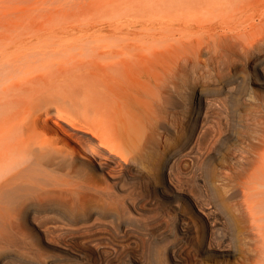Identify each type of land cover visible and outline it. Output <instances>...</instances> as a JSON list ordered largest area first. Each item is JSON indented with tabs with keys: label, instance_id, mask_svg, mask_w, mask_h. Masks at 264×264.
<instances>
[{
	"label": "bare ground",
	"instance_id": "bare-ground-1",
	"mask_svg": "<svg viewBox=\"0 0 264 264\" xmlns=\"http://www.w3.org/2000/svg\"><path fill=\"white\" fill-rule=\"evenodd\" d=\"M35 1L22 0L12 10L3 6L0 16V217L10 218L15 210L28 216L39 199L46 205L53 195L69 196L79 208L83 243L66 236L56 242L59 253H76L78 264H143L136 251L148 255L141 243L154 237L153 228L125 220L118 239L113 230L110 237L103 223L112 214L96 201L108 198L121 180L140 181L147 197L134 211L147 218L156 209L165 211L164 264H206L213 256L237 257L235 264L254 256L252 264H264V155L250 160L241 144L227 149L230 138L238 139L234 126L208 136L202 123L206 92L198 91L194 103L179 82L202 51L225 53L246 45L240 36H264V0H62L56 10L72 8L79 18L55 26L24 22L35 10L46 20L34 7L43 1ZM13 12L17 17L8 20ZM110 100L122 105L126 132L145 138L127 146L124 155L115 151L101 122L61 114L82 104L109 109ZM236 150L234 167L229 157ZM138 155L151 161V173L137 163ZM183 156L187 167L215 159L218 170L205 171L199 189L185 190ZM90 195L97 204L92 196L89 203ZM237 195L240 202L227 203ZM180 202L185 209L178 208ZM48 228L37 227V237L49 238ZM18 260L0 253V264Z\"/></svg>",
	"mask_w": 264,
	"mask_h": 264
},
{
	"label": "rangeland",
	"instance_id": "rangeland-1",
	"mask_svg": "<svg viewBox=\"0 0 264 264\" xmlns=\"http://www.w3.org/2000/svg\"><path fill=\"white\" fill-rule=\"evenodd\" d=\"M21 1L22 0H0V16H2L1 10H3V6H12L11 8L8 7L9 10H12V8H15V6L21 5ZM37 1H39V3L41 2L40 0ZM42 1L43 2L40 3L41 5L39 4V6L41 7L37 6L38 4L36 3H34L36 5H34V7H37L41 10V13L45 16L46 20L42 23V20L39 15L40 11L35 10L34 13L31 14L30 18L24 22H32L37 26L41 24L55 26L67 24L68 22H70L71 19L79 18L76 11L74 9L72 10V8H67L68 10L65 9L63 11H60V9L58 11L56 10L60 6L59 3H61L62 0H45L46 2L44 0ZM64 1L67 2L66 0H63V2ZM34 2L36 1L34 0ZM28 3L26 4L25 2L22 5H29ZM43 3H50L49 6L51 5L53 7L50 6L49 8L48 4H46V6L44 5L45 7H43ZM56 6L58 7L56 8ZM14 13L15 12L12 13L13 15H9L8 20H15L17 15ZM239 38L246 44L244 46L240 45L242 49H238L236 46L239 47V45H236L235 48H233L232 46L227 49L225 53L214 51L212 54V52H208L207 50L202 51V53H200L198 57H195V62L189 65V67L183 72V74H180L179 82L183 86V92L188 94L192 98L194 103H196L195 101H197L195 95L198 91L202 89L206 92V100H204L205 102L202 105V113L205 122L203 120L202 123H206L208 125V136H211L210 134L212 132L216 130L218 131L219 128L223 127L222 129L226 132L227 128L234 126V129H236V135H238V139L237 137L230 138L226 142L227 144L225 143L227 149L233 147L238 149L239 145L241 144L243 148L247 149V152L245 153L246 158L251 157L250 160H252L253 158L258 157L259 155H264V41H262L264 40V36L258 35L257 39L252 38L254 42H249V40L251 39L246 36H240ZM109 103L112 107L109 109H99L94 106V108L92 109L88 108V111L87 105L82 104L77 109H63L61 111V114L64 116L69 115L67 117H70L72 119L74 118L77 121L79 119L85 118V116H89V118L101 122V124L108 129L107 137L108 139H110L114 149H116L115 151H119L118 154L124 155L127 152V146L134 147L135 145H137V143L143 142L145 138L144 136H142L141 132H126L125 120L127 119V116L121 115L120 113V108L122 107V105H114V101L111 100ZM128 108H130L134 112L139 113L138 110L133 106H130ZM51 110L54 114L55 108H52ZM204 113L207 116H205ZM137 123L141 124L142 122ZM40 125L41 127L39 128V130H43L42 126H44V124L40 123ZM174 136L175 135H173V137ZM208 141L209 138L207 139V142ZM161 149L163 150V148H160V150ZM239 154L240 153L238 152V150L230 154L229 162L234 167L236 165V162L238 161V157H240ZM187 158L186 156H183V160L181 159L182 162L180 163V170L182 172L181 177L183 178V181H185L182 183V186L185 190H191V188L192 190L194 188L197 190L199 189L198 184H202L205 171H209L212 168H216L218 170V164L217 161L214 159L208 164H201V166H196L195 164L193 166L187 167L186 165L188 164L186 163L189 160ZM244 158L245 157H243V159ZM136 159H138L137 163L140 166L142 165L141 167L146 173L152 172L151 168L153 164L147 159L146 156L141 157L140 155H138ZM184 160L187 162L184 163ZM81 161L82 160H77L76 164L78 166L80 165L82 168H86L84 165L79 164ZM122 172H125L124 175H126L127 173L126 170ZM51 176L49 175L47 177L51 178ZM99 176L102 179H105L104 175ZM126 181L121 180L122 184L120 183V187L117 186L118 189L116 187L111 188V194L108 198L99 197L101 199L100 201L98 200L99 198L96 197V201L98 202V204H105V206L108 207L107 209H109L112 214L111 217L104 220L103 227H105L106 230L109 229L108 231L110 237L112 235L113 230L114 232L112 236L115 235V238L117 237L116 239H118L121 233H123V229H121L120 224L123 223L125 220H129L130 223L132 222L133 224L137 223V226H145V224H147L146 226L149 229L153 228V230H151L154 233V237L149 238L150 240L148 238L144 239L141 245H148L147 247L149 249V253L148 255L142 256V254L140 255V252L136 251V257H141V259H139L143 264H164L163 251L166 247L161 237L163 234L165 235L163 229H166L167 227L162 220V218L165 216L164 208L162 207L156 209L153 213L149 215L148 218L137 214L134 211V208L136 204L142 201L143 198L147 197L146 189L140 181L135 183L130 182L128 179ZM16 193L17 191H15L14 194ZM57 196L59 198L58 194L53 195V197L51 196V201L46 202L47 208L45 207V202H41L40 199L37 200V203L39 204L34 207L33 210L36 211L31 215L28 214V216H20L18 211L15 210L16 213L12 214V217L10 218L5 217V219L3 217L2 219V217H0V253L4 255H9L10 257H14L16 260L20 258L18 262H9L10 264H21V262L22 264H45L47 260H54L55 264H66V261L67 264H78L74 259L75 255H77L76 253L72 254V256L64 255L59 253L55 247H57L56 242L58 243L59 241H63L66 236L68 237V239H70L71 237L74 239L77 238L76 241H78V244L83 243V240L79 235L82 231L81 227L83 226L82 222L79 221L80 219L78 217L79 208L72 205L71 200L68 199L69 196L63 195L69 201L65 198L63 199V196L61 199V195L60 199L55 198ZM91 196L94 197V204H97V202L95 201V195H90V197ZM92 197L89 198V203L92 201L90 200L92 199ZM239 198L241 199V196L237 195L233 197V199L228 200L227 203L240 202L241 200ZM104 201L107 202L103 203ZM69 203L71 204L69 205ZM178 208L185 209V207L182 206L181 202L179 203ZM55 215L56 217L58 216V219L55 217ZM16 217H20L21 220L17 219ZM154 218L156 220V223L155 220H153ZM13 220H16L18 224L16 223L14 225L13 223L15 222ZM223 220V218H219L218 223L220 226L226 227L225 220ZM7 222H10L9 225H7ZM196 224L193 225V228ZM17 225H19L20 227ZM153 225L154 227H156L154 228ZM37 227H42L45 229L49 227L48 229L50 230V237L47 238L44 236V238H41L40 236V238H38V232L36 231ZM75 228H78V231L81 229V231L78 232L75 230ZM154 229H156V231ZM157 230H159L161 234H159ZM117 232L120 233V235H118ZM157 232L159 235L157 234ZM170 240L175 241L174 237H171V235ZM33 241H35V243H33ZM122 243L125 245L127 244L126 242ZM190 253L191 257L196 254L192 247L190 248ZM43 257L45 259H43ZM237 259V257L235 259L234 257L213 256L208 259L206 258L205 263L226 264L227 262V264H235L239 261ZM244 259V264H252V262L255 260V257H244Z\"/></svg>",
	"mask_w": 264,
	"mask_h": 264
}]
</instances>
